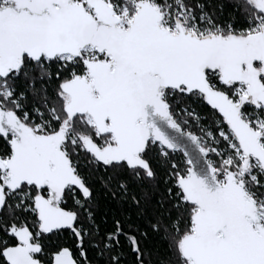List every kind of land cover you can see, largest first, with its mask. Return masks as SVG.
I'll return each instance as SVG.
<instances>
[{"label": "snow or ice", "instance_id": "1", "mask_svg": "<svg viewBox=\"0 0 264 264\" xmlns=\"http://www.w3.org/2000/svg\"><path fill=\"white\" fill-rule=\"evenodd\" d=\"M0 264H264V0H0Z\"/></svg>", "mask_w": 264, "mask_h": 264}]
</instances>
